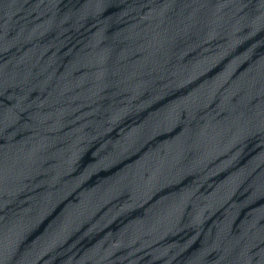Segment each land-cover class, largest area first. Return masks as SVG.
I'll return each instance as SVG.
<instances>
[{
  "label": "water",
  "instance_id": "95a60500",
  "mask_svg": "<svg viewBox=\"0 0 264 264\" xmlns=\"http://www.w3.org/2000/svg\"><path fill=\"white\" fill-rule=\"evenodd\" d=\"M0 264H264V0H0Z\"/></svg>",
  "mask_w": 264,
  "mask_h": 264
}]
</instances>
